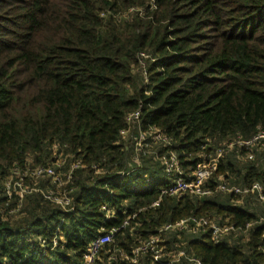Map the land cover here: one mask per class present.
Instances as JSON below:
<instances>
[{
    "label": "trees",
    "instance_id": "trees-1",
    "mask_svg": "<svg viewBox=\"0 0 264 264\" xmlns=\"http://www.w3.org/2000/svg\"><path fill=\"white\" fill-rule=\"evenodd\" d=\"M137 111L147 147L129 168L122 132ZM260 128L264 0H0V264H86L91 242L112 229L95 264H145L133 262L139 241L190 216L254 225L247 239L216 244L210 233L163 232L169 249L183 245L204 264H264V203L215 191L222 181L264 187V150L245 162V148L226 153L207 184L212 196L159 201L170 182L159 156L177 154L189 178ZM153 132L170 145L148 158ZM40 166L64 185L34 178Z\"/></svg>",
    "mask_w": 264,
    "mask_h": 264
},
{
    "label": "built area",
    "instance_id": "built-area-1",
    "mask_svg": "<svg viewBox=\"0 0 264 264\" xmlns=\"http://www.w3.org/2000/svg\"><path fill=\"white\" fill-rule=\"evenodd\" d=\"M139 120L140 112L137 111L128 116L127 123L131 126L133 124H137ZM127 133L128 131L122 132L123 135H126ZM147 138V134H141V139L143 141H145ZM152 139L155 143L164 142L166 143L164 145H170L169 139L163 136L161 133L153 132ZM226 145L228 146L226 147ZM237 147L248 150L247 160H253L255 150H264V129L260 128L258 133L249 139H243L241 136H238L234 141L229 142L223 147L217 149L215 155L209 161L201 162L196 166V168L190 173L189 178H187L186 173L183 171L177 154L169 152L159 156L158 159L162 163L165 174L170 180L167 185L161 187V198L159 201L163 196L181 197L185 194H191L198 197L212 196L214 191L210 189L207 184L211 181L215 172L218 170L220 160L226 155V153L234 151ZM63 164L64 161L61 158H58L56 165L61 166ZM20 172L21 170L19 168L14 170V177L18 176L20 180L16 181L13 186L15 189H18V194L22 195L23 192H27V189L23 186V177H20ZM71 173L72 172H70V174ZM31 175L37 179L50 178L58 187L64 185L62 177L53 167L50 166H40L33 170ZM69 178L70 176H67V179ZM11 188L12 183L9 182L7 184V189L9 192H11ZM215 191L223 194H232L235 197L239 196L240 199L238 202H243L246 197L250 198L251 196L255 195L259 202L264 203V187L260 183H254L250 187L248 186L241 188L222 181L215 188ZM47 198L52 200L54 199L55 202L64 206H68L70 203V199L65 194L60 196L51 193L47 196ZM156 204L157 203L154 205ZM107 215L114 216L115 211L108 210ZM259 223L263 224L264 218H262ZM126 224L127 221L120 229L125 228ZM253 225L254 222H250L242 227L233 223L222 224L221 219L190 216L179 222L170 223L163 226L160 230V233L156 236L139 241L138 246L134 250L133 262L137 263L139 262L140 258H146L145 264H176L182 259V263L204 264L202 260L195 257L194 254L184 248L183 245L182 249L180 250H174L175 247L169 249V238L168 236L163 237L162 233L182 232L187 236L210 233L212 241L216 244L227 239L231 241L232 237L237 238L240 235H244V238L247 239L248 237L246 234L251 230ZM118 230L119 229H112L109 232L106 231L97 236L91 242L88 252L85 255L86 264H95L98 254L106 245L113 242L115 234Z\"/></svg>",
    "mask_w": 264,
    "mask_h": 264
},
{
    "label": "rangeland",
    "instance_id": "rangeland-1",
    "mask_svg": "<svg viewBox=\"0 0 264 264\" xmlns=\"http://www.w3.org/2000/svg\"><path fill=\"white\" fill-rule=\"evenodd\" d=\"M130 12H132V11L130 10ZM130 12L126 11V12H124V14L122 16L126 17L127 15H129ZM135 125L136 124L131 125V128H130L129 132L126 134L127 136L124 137V142H123L124 148L126 150H129L128 151L129 161L127 164V166L129 168H133V165H135V164H137V165L141 164L142 161H141L140 156L138 155L137 152L142 150L143 145L147 147V145L141 139V136H138V129L134 128ZM148 146H150V145H148ZM162 146H163L162 144L158 143V144H155L154 147L147 148L146 150H147L148 158L153 156V154H157V152H159L161 148L165 147V146H163V147ZM227 146L228 145H226V147ZM261 152H263V151H261ZM60 157L63 158L62 155H58V158H60ZM64 158H67V160H68V157L66 154H64ZM242 160H244L243 162H245L247 160V158L244 157ZM73 161H74V158L72 157L70 159V162H73ZM96 173H98V172H96ZM232 180H234V179H232Z\"/></svg>",
    "mask_w": 264,
    "mask_h": 264
}]
</instances>
